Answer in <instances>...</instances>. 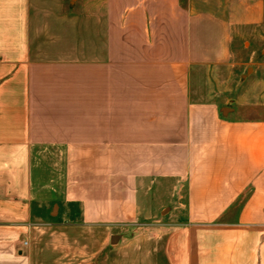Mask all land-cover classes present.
<instances>
[{
	"label": "crops",
	"instance_id": "0c3cea01",
	"mask_svg": "<svg viewBox=\"0 0 264 264\" xmlns=\"http://www.w3.org/2000/svg\"><path fill=\"white\" fill-rule=\"evenodd\" d=\"M48 2L44 34L39 0H0V264H62L187 179L169 263L264 264V0ZM241 45L252 114L223 119L203 75L227 85Z\"/></svg>",
	"mask_w": 264,
	"mask_h": 264
},
{
	"label": "rangeland",
	"instance_id": "374dc122",
	"mask_svg": "<svg viewBox=\"0 0 264 264\" xmlns=\"http://www.w3.org/2000/svg\"><path fill=\"white\" fill-rule=\"evenodd\" d=\"M43 1L45 0H39L38 15L41 23L39 25L40 32L45 34V13L49 12V2L47 4L41 3ZM72 1L76 2L77 0ZM79 8L80 6L75 10L67 7V11L74 13ZM44 34L38 39L39 44L44 41L45 43L49 42L48 39L46 41ZM256 38L259 40H256ZM249 42L251 51L254 47L260 45H262L261 49H264V28L259 33H256L255 36H252ZM235 47H237V43ZM241 47L243 50L235 63H243L245 65L241 66L240 64V66L238 65L224 72L222 78L227 81V85L226 83L221 85L219 80L215 79V75H212L213 73H209L210 75L204 73L203 75L204 77L208 76V78L210 76L211 83L209 88L207 87L203 90L204 94L201 98L207 97V93L211 98L217 95L214 101L220 105L221 108L219 110L228 109V112L223 114L224 116L221 112L220 116L223 119L228 118L232 112L239 118L252 114L248 110V104H246L249 94L251 95L253 91L251 82L253 65L249 61L251 51L247 50L249 46L244 48L241 45ZM258 55H260V52ZM258 55L256 56L257 59H259ZM248 69L249 71L246 73ZM243 74L245 77L248 76L249 79L240 80ZM199 86L205 87L204 84ZM244 94L247 95L246 100L241 99ZM164 186L162 190L160 186L152 185L146 195L139 194L138 202L140 203V208L136 220L132 222L119 221L116 226L110 229L87 228L85 235L82 232L83 230L72 234L70 237L73 240L70 242L71 244L63 245L65 253H67L63 254L65 258H63L62 264H148L147 262L145 263V259H150L151 264H170L164 249L167 247L170 236L176 230V225L186 218L187 212L177 210V208L180 204H186L187 202L189 179L187 181L183 180L182 183L172 180L164 184ZM142 203H145L146 210L143 209L142 211L144 207ZM110 235L119 236L121 240L119 239L120 241L112 245L109 239ZM98 237L109 241L101 253L99 252L101 246L96 242ZM81 239L87 240L84 245L83 243L81 245L77 243ZM147 239L151 243L146 244V248L143 249V242L149 241Z\"/></svg>",
	"mask_w": 264,
	"mask_h": 264
},
{
	"label": "water",
	"instance_id": "95a60500",
	"mask_svg": "<svg viewBox=\"0 0 264 264\" xmlns=\"http://www.w3.org/2000/svg\"><path fill=\"white\" fill-rule=\"evenodd\" d=\"M227 112H228V109L223 110V113H227ZM119 238H120L119 236H114L111 241L112 245H114L115 242L119 241Z\"/></svg>",
	"mask_w": 264,
	"mask_h": 264
}]
</instances>
